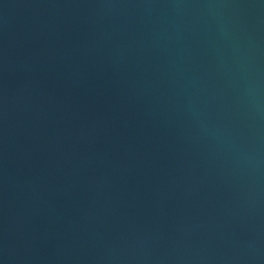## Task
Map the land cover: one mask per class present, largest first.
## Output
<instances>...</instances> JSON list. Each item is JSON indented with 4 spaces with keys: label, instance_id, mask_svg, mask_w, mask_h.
Here are the masks:
<instances>
[{
    "label": "water",
    "instance_id": "water-1",
    "mask_svg": "<svg viewBox=\"0 0 264 264\" xmlns=\"http://www.w3.org/2000/svg\"><path fill=\"white\" fill-rule=\"evenodd\" d=\"M0 264H264V0H0Z\"/></svg>",
    "mask_w": 264,
    "mask_h": 264
}]
</instances>
